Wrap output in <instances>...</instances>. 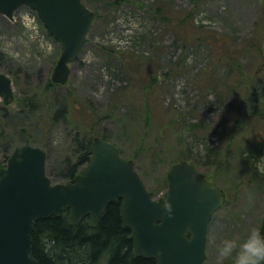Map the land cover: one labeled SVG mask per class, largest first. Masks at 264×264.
<instances>
[{
  "label": "rangeland",
  "instance_id": "rangeland-1",
  "mask_svg": "<svg viewBox=\"0 0 264 264\" xmlns=\"http://www.w3.org/2000/svg\"><path fill=\"white\" fill-rule=\"evenodd\" d=\"M81 1L96 20L68 82L53 92L80 101L72 117L81 126L96 118V131L133 161L156 199L175 160L196 162L225 194L203 264H243L259 247L264 216V146L257 156L245 150L264 145V0ZM60 52L30 8L12 20L0 14V73L14 94L9 105L0 99L10 110L0 117V160L28 135L46 152L53 183L65 182L50 173L71 155L73 125L44 119L50 96L28 103Z\"/></svg>",
  "mask_w": 264,
  "mask_h": 264
},
{
  "label": "water",
  "instance_id": "water-1",
  "mask_svg": "<svg viewBox=\"0 0 264 264\" xmlns=\"http://www.w3.org/2000/svg\"><path fill=\"white\" fill-rule=\"evenodd\" d=\"M20 6L34 11L59 43L61 53L50 80L65 85L69 64L84 47L96 15L81 0H0V14L9 20ZM10 78L0 73V99L13 101ZM90 157L72 183H52L45 173L46 153L22 146L0 168V264H38L31 253V234L39 219L67 211L75 226L88 216L95 227L106 207L120 200L122 227L129 230L132 255L155 264H203L208 224L223 205L218 187L188 162L171 165L167 190L153 200L131 160L120 157L111 143L96 138ZM259 248L243 264H264V216Z\"/></svg>",
  "mask_w": 264,
  "mask_h": 264
},
{
  "label": "trees",
  "instance_id": "trees-1",
  "mask_svg": "<svg viewBox=\"0 0 264 264\" xmlns=\"http://www.w3.org/2000/svg\"><path fill=\"white\" fill-rule=\"evenodd\" d=\"M48 36L53 39L49 33ZM55 86L47 78L40 94L32 97V101L28 104L30 106L33 102L37 104L40 98L50 96L51 101L48 102L49 111L47 115L45 114L44 119L47 121L58 117L64 120L70 119L73 125V134L70 132L73 141V144L71 143V155L66 156L56 168H52L50 176L52 178H61L65 182H73L75 176L89 160L90 143L95 138L109 141L101 136L98 130L96 131L94 125L96 118L90 123L81 126V123L79 124L72 117L73 113L71 110H77L80 104L78 102L80 101L75 99L67 103L65 98L55 95V92H53ZM145 105V119L147 120L149 109L146 101ZM9 115L10 110L7 107H0L1 118L9 117ZM30 140L31 137L26 135L23 144L30 145ZM263 146V143L258 141L247 145L245 150L249 154L257 156ZM8 157L4 156L0 160V168ZM176 162L178 160L173 163ZM192 164L197 167L196 162ZM117 203V201H113L106 207L95 227H90L88 221L84 219L76 226L69 225L66 219V212L61 213L58 217L50 216L46 219L37 220L31 234L32 256L38 264H155L152 259H144L132 255L130 233L128 229L121 226Z\"/></svg>",
  "mask_w": 264,
  "mask_h": 264
},
{
  "label": "flooded vegetation",
  "instance_id": "flooded-vegetation-1",
  "mask_svg": "<svg viewBox=\"0 0 264 264\" xmlns=\"http://www.w3.org/2000/svg\"><path fill=\"white\" fill-rule=\"evenodd\" d=\"M206 179H207L208 181H210L207 177H206ZM165 182H166V183H165V187H167V181H166V178H165ZM210 182H212V181H210ZM212 183H213V182H212ZM213 184H214V183H213ZM216 186H217V185H216ZM217 187H218V186H217ZM218 188H219V187H218ZM219 189H220V188H219ZM220 190H221V189H220ZM221 192L224 193L222 190H221ZM163 193H164V192H163ZM162 195H163V194H162ZM162 195H161V197H162ZM161 197H159V198L156 199L155 196H154V199L159 200ZM114 201H117V202H118L117 204H118V216H119V211H120V210H119V209H120V200H119V199H115ZM104 210H105V209H104ZM104 210H103V212H104ZM103 212H102V214H103ZM102 214H101V216H102ZM101 216H100V218H101ZM100 218H99V219H100ZM83 219L86 220V221H88V223H89V217H88V216L84 217ZM119 219H120V216H119ZM81 220H82V219H81ZM98 221H99V220H98ZM120 222H121V220H120ZM97 223H98V222H97ZM121 226H122V225H121ZM125 229H126V228H125Z\"/></svg>",
  "mask_w": 264,
  "mask_h": 264
}]
</instances>
